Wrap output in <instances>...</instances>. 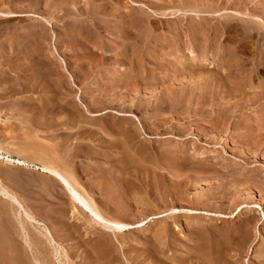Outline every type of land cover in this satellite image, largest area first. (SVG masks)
<instances>
[{
  "label": "rangeland",
  "instance_id": "374dc122",
  "mask_svg": "<svg viewBox=\"0 0 264 264\" xmlns=\"http://www.w3.org/2000/svg\"><path fill=\"white\" fill-rule=\"evenodd\" d=\"M43 1L0 0L20 15L0 17V146L62 162L103 215L144 223L114 237L49 177L0 163L61 260L264 264V0ZM8 207L0 198V264H17L30 254Z\"/></svg>",
  "mask_w": 264,
  "mask_h": 264
},
{
  "label": "bare ground",
  "instance_id": "6f19581e",
  "mask_svg": "<svg viewBox=\"0 0 264 264\" xmlns=\"http://www.w3.org/2000/svg\"><path fill=\"white\" fill-rule=\"evenodd\" d=\"M29 1V0H28ZM31 1V0H30ZM36 1V0H35ZM41 1V0H40ZM49 1V0H48ZM66 0H62V2H65ZM72 1V0H70ZM94 1V0H93ZM45 3H47V0L43 1ZM57 2V0H56ZM35 3V2H34ZM39 3V0H38ZM37 3V4H38ZM43 3V5L45 4ZM221 3V2H220ZM31 4V3H30ZM70 4V3H69ZM74 4V3H73ZM183 4V3H182ZM237 4V3H236ZM22 5V4H21ZM40 5V4H39ZM48 5V3H47ZM63 5V4H62ZM209 5V4H208ZM5 6V5H4ZM46 6V5H45ZM49 6V5H48ZM207 6V5H206ZM228 6V5H227ZM36 7V6H35ZM211 7V6H210ZM226 7V6H225ZM22 8V7H21ZM47 8V7H45ZM54 8V7H53ZM44 9V7H43ZM226 9V8H225ZM34 10V9H33ZM62 10V9H61ZM66 10V9H64ZM93 11V10H92ZM177 11H179L177 9ZM35 12V11H34ZM67 12V11H64ZM130 13V12H129ZM233 13V12H232ZM95 14V13H94ZM160 14V12H159ZM212 14V13H211ZM45 15V14H44ZM135 15V14H134ZM203 15V14H202ZM210 15V14H209ZM16 16H20L18 14H12L10 12H0V17L1 18H10V17H16ZM34 16V15H31ZM37 17V16H34ZM50 17V16H49ZM40 18V17H39ZM41 20V18H40ZM42 20H44L45 25H49V20L46 18H42ZM41 20V21H42ZM252 20V19H251ZM51 21V20H50ZM138 23V22H137ZM38 25V24H37ZM36 25V26H37ZM147 25V24H146ZM207 26V25H206ZM220 26V25H219ZM51 27V26H50ZM128 29V28H127ZM130 29V28H129ZM129 31V30H128ZM131 31V30H130ZM49 32V31H48ZM206 32V31H205ZM125 33V32H124ZM119 34V33H118ZM43 35V34H42ZM121 35V34H120ZM44 38V37H43ZM125 38V37H124ZM203 38V37H202ZM47 39V38H46ZM69 44V43H68ZM187 45V44H186ZM72 46V45H71ZM13 48V47H12ZM190 48V47H189ZM15 51V50H14ZM31 51V50H30ZM36 52V51H35ZM55 52V50H54ZM38 53V52H37ZM208 53V52H207ZM41 54V53H40ZM28 56V55H26ZM33 56V55H32ZM38 56V55H37ZM40 56V55H39ZM190 56V55H189ZM28 58V57H26ZM36 58V57H35ZM38 60V59H37ZM40 60V59H39ZM200 60V59H199ZM226 60V59H225ZM50 61V60H49ZM22 62V61H21ZM42 62H46V61H42ZM23 63V62H22ZM48 63V62H47ZM46 63V64H47ZM44 64V66L46 65ZM20 65V64H19ZM25 65V64H23ZM43 65V63H42ZM48 65V64H47ZM46 65V66H47ZM45 66V67H46ZM16 67V66H13ZM44 67V68H45ZM18 68V67H17ZM16 68V69H17ZM44 68H41V70H43ZM51 68V67H50ZM52 69V68H51ZM7 71V70H6ZM13 71V70H11ZM24 71V70H23ZM52 71V70H51ZM51 71H49L51 73ZM26 72V71H25ZM42 72V71H41ZM44 72V70H43ZM42 72V73H43ZM41 73V74H42ZM48 73V72H47ZM46 72L44 74H47ZM53 73V72H52ZM59 73V71H58ZM56 74V73H55ZM53 75V74H52ZM29 76V75H28ZM48 77V75H46ZM35 77H37L35 75ZM39 77V76H38ZM52 77V76H51ZM40 78V77H39ZM36 79V78H35ZM45 79V78H44ZM49 80L51 78H48ZM47 79V80H48ZM10 80V79H9ZM25 80H27L25 78ZM37 80V79H36ZM39 80V79H38ZM48 80V81H49ZM11 81V80H10ZM51 82V81H50ZM48 82V83H50ZM33 83V82H32ZM47 83V84H48ZM60 84V83H59ZM14 85V84H13ZM46 85V84H44ZM51 85V84H50ZM47 86V85H46ZM55 85L51 86L54 87ZM60 85H58L59 87ZM23 87V85L21 86V88ZM27 87V86H26ZM50 87V86H49ZM47 88L48 91L53 90L54 88L51 89ZM5 88V87H4ZM32 88V87H31ZM60 88V87H59ZM9 89V88H8ZM7 89V90H8ZM15 89V88H14ZM29 89V87H28ZM27 89V90H28ZM46 89V87H45ZM57 89V88H56ZM6 90V89H5ZM4 90V91H5ZM36 90V89H35ZM60 90V89H59ZM29 91V90H28ZM12 92V91H11ZM55 90L53 91L54 95H55ZM59 92V91H58ZM45 93V92H44ZM51 93V92H50ZM48 92V94H50ZM62 93V92H61ZM64 93V92H63ZM7 95V94H6ZM38 95V94H37ZM60 95V94H59ZM50 96V95H49ZM53 96V94H52ZM39 97V96H38ZM31 99V98H30ZM46 102L50 101V99L48 100V98H46ZM32 100V99H31ZM52 100V99H51ZM61 100V99H60ZM66 101V100H65ZM55 102V101H54ZM62 102V101H60ZM47 104V103H46ZM49 104V103H48ZM55 104V103H54ZM50 105V104H49ZM139 105V104H138ZM58 106V105H57ZM129 106V105H128ZM43 108V107H42ZM58 108V107H57ZM56 108V109H57ZM45 109V108H44ZM62 109V108H61ZM86 109V108H85ZM53 110V109H52ZM87 110V109H86ZM24 111V110H23ZM32 111V110H30ZM44 111V110H43ZM55 111V110H54ZM30 113V112H29ZM43 113V112H42ZM41 113V114H42ZM45 113V112H44ZM115 113V112H113ZM40 114V115H41ZM29 115V114H28ZM48 115V113H47ZM120 116V115H119ZM133 116V115H132ZM46 117V116H45ZM62 117V116H61ZM126 117V116H125ZM130 117V116H129ZM43 118V117H42ZM60 118V117H59ZM135 119V118H134ZM46 120V119H45ZM44 120V121H45ZM41 121V120H40ZM43 121V120H42ZM61 121V120H60ZM48 122V121H47ZM62 123V122H61ZM41 124V123H40ZM48 126V125H47ZM43 127V126H42ZM40 128V127H39ZM138 132V131H137ZM127 133V132H124ZM135 133V132H134ZM132 135V134H131ZM181 135V134H180ZM134 136V135H132ZM125 137V135H124ZM130 140V139H129ZM131 141V140H130ZM26 143V142H25ZM31 143V142H30ZM128 142L126 141L125 144H127ZM24 145V144H23ZM29 145V144H28ZM3 146V144H2ZM2 146H0V163L5 166L4 168H8V167H19V168H24V169H29V170H34L39 172L42 175H45L47 177H49V179H51L52 181L56 182L58 185H60L62 187V189L66 192L73 210L76 211L77 213H79L80 215H82V217H84L83 219L87 222V224H92L93 227L95 226L97 229H101L104 230L106 233H110L112 234V236L115 237L116 234H120L123 232H126L128 230H133L135 228H139L141 226L144 225V223H138L136 225H127V224H123L120 221H116V220H112L109 219V217H106L105 214L103 215L100 211V209L94 204V202L88 198L85 194V192H83L82 190H80L78 184L75 182V180L73 179L71 173H69L67 170L63 169L61 166H59V164H61L62 162H59V164L57 165L56 162L54 163L53 161H49V159H46L44 157L38 154H34V150L33 148H31L30 146H21V147H16V148H12L9 149L6 148L4 149ZM12 146V145H11ZM17 146V145H16ZM20 146V145H19ZM130 146V145H129ZM38 149V148H37ZM42 149V148H41ZM33 150V152H32ZM36 152V151H35ZM46 152V151H45ZM50 152V151H47ZM46 152V154H47ZM142 153V152H141ZM141 155V154H140ZM126 156V155H125ZM196 156V155H195ZM127 157V156H126ZM140 157V156H139ZM48 158V156H47ZM57 158V157H56ZM141 158V157H140ZM53 159V158H52ZM182 159V158H181ZM129 160V159H128ZM57 161V159H56ZM58 162V161H57ZM64 167V166H63ZM127 167V166H126ZM136 167V166H135ZM191 167V166H190ZM6 168V169H7ZM1 169V168H0ZM123 170V169H122ZM2 171H4L2 169ZM4 173V172H3ZM0 175H1V171H0ZM1 177V176H0ZM0 198L2 200L5 201V203H7V205H9V207L11 208V211L13 212V216H14V224L17 228L18 232V237L22 243V245L25 248V251L27 253L30 254V259L26 256L25 252V258L24 260L20 261V263L17 264H66L63 262L62 259V254H61V249L62 247H60V244H58L55 239L52 237V235L50 234L49 230L46 228V226L40 221L38 220L34 214H32V212L30 210H28L25 206V208H23V203L20 199H18L6 186L3 185L1 178H0ZM8 207V208H9ZM253 208V207H252ZM1 209V208H0ZM241 209V208H240ZM258 209V208H257ZM73 211V213H74ZM180 212V209H179ZM178 211L172 210L170 211V213L168 214H164V215H160L157 216V218L163 217V216H167L169 214H174L176 215V213H179ZM182 212V211H181ZM185 212V211H184ZM8 213V212H7ZM76 213V214H77ZM183 213V212H182ZM190 213V212H187ZM195 213V212H194ZM240 213V212H239ZM196 214V213H195ZM78 215V214H77ZM234 215V214H233ZM172 216V215H171ZM218 216V215H217ZM220 216V215H219ZM222 217V216H221ZM50 218V217H49ZM156 218V217H155ZM227 218V217H226ZM229 218V217H228ZM260 220L264 221V214H261ZM9 221V220H8ZM150 221V220H149ZM249 221V220H248ZM147 223V221H146ZM145 223V224H146ZM258 223V222H257ZM258 225V224H257ZM5 226V225H4ZM12 227V226H11ZM31 227L36 234L39 235V238L41 240H44L47 245L49 247H51V250L49 248V250L51 251V255L54 258L53 261L50 260H46L49 263L46 262H42V260H40L37 257V253H35L33 251V245H32V239L27 231V228ZM142 228V227H141ZM11 230V229H10ZM15 232V231H14ZM260 231H258L257 227L255 229V234L257 236H259ZM105 233V234H106ZM109 234V235H110ZM2 237V236H1ZM240 237V236H239ZM243 237V236H242ZM256 238V237H255ZM223 241V240H222ZM104 242V241H103ZM225 246V245H224ZM231 247V246H230ZM203 248V246H202ZM216 248V247H215ZM201 249V248H200ZM206 251V250H205ZM222 251V250H221ZM208 252V250H207ZM206 252V253H207ZM222 253V252H221ZM208 254V253H207ZM65 255V254H64ZM63 255V256H64ZM105 255V254H104ZM66 256V255H65ZM102 256V255H101ZM65 258V257H63ZM100 258V257H99ZM102 258V257H101ZM97 259V258H96ZM111 259V258H110ZM13 263H15L14 260H11ZM66 261V260H65ZM110 262V261H109ZM247 262V261H245ZM212 264V263H210Z\"/></svg>",
  "mask_w": 264,
  "mask_h": 264
}]
</instances>
